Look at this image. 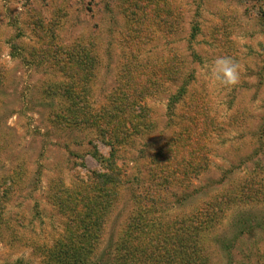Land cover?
Masks as SVG:
<instances>
[{
    "label": "rangeland",
    "instance_id": "rangeland-1",
    "mask_svg": "<svg viewBox=\"0 0 264 264\" xmlns=\"http://www.w3.org/2000/svg\"><path fill=\"white\" fill-rule=\"evenodd\" d=\"M218 56L239 62L236 85L210 77ZM141 93L151 130L119 150L127 182L94 259L120 238L153 172L172 181L149 217L222 207L195 264H264V0H0V264H44L47 248L82 227L77 192L100 218L92 188L110 154L100 111ZM179 139L180 155L199 146L203 166L160 172L153 157L168 150L175 163ZM180 243L142 264H186L193 248L166 255Z\"/></svg>",
    "mask_w": 264,
    "mask_h": 264
},
{
    "label": "trees",
    "instance_id": "trees-1",
    "mask_svg": "<svg viewBox=\"0 0 264 264\" xmlns=\"http://www.w3.org/2000/svg\"><path fill=\"white\" fill-rule=\"evenodd\" d=\"M185 93L186 89L182 87L172 97L171 100L174 99L175 106L182 100ZM143 94H138L131 100L124 95L123 98H118L120 105L117 104V100V103L116 101L113 103L114 107L111 110L105 111L103 108L100 111V134L107 137V140L103 139V142L110 145L109 157L103 158L99 155V159L106 169V172L100 174V183H97L100 191L95 187L92 188L93 196L96 199L100 198V218H98L99 210L91 213L95 208L94 203L91 202L93 199L90 198L89 202H86L85 195L77 192L78 200H74V202L81 212L85 211L83 216L85 223L83 222L80 229L71 227L70 230L69 227L66 234L61 235L53 246L47 248L48 257L44 264H142L152 263L153 261L158 263L159 261L162 262V259H158L155 254L159 253L160 257L161 252L166 253L167 248L173 245L174 238L181 242L180 251L167 253L166 255L170 256L169 260L175 261L177 255H183L186 249L193 248L189 251L187 257L185 256L184 262L186 264L197 262L198 255L201 254L197 249L201 235L209 229L210 224L219 222L218 216L222 207L220 204L216 206L215 200H213L205 203L204 208L200 209L194 218H169L161 222L160 219L149 217L151 212L156 213V206L161 203L164 193H166L172 181L167 175H157L153 172L151 183L142 190V194L139 193L135 197L136 211L126 222L120 238L117 241H111L110 244H112H109L110 246L100 253L97 257L98 260L97 258L94 259L95 248L101 243L102 239L104 217L112 207L113 200L117 199L127 182L126 171L117 162L119 150L127 140L130 139L129 141H131L133 135L145 134L151 130L150 118H146L145 115L141 114L142 111L145 112L148 109L146 105H140V102H143L146 98ZM179 142H181V139L174 146V152L178 158L180 151L177 148L180 145L177 143ZM198 147V145L196 147H190L188 144L184 145L181 151L184 155H180L183 159L175 158V163L172 156H168V150H160L159 154L153 157L152 165L158 166L160 172L169 167H177L184 171L198 170L203 166L199 159L196 160L195 154ZM184 148L186 150L190 149L189 155ZM182 178H187V176ZM86 189L89 190L90 187ZM224 202H226V199L222 201V203ZM99 220L100 241L99 237H96L99 234L95 228ZM69 226H72L71 221Z\"/></svg>",
    "mask_w": 264,
    "mask_h": 264
},
{
    "label": "clouds",
    "instance_id": "clouds-1",
    "mask_svg": "<svg viewBox=\"0 0 264 264\" xmlns=\"http://www.w3.org/2000/svg\"><path fill=\"white\" fill-rule=\"evenodd\" d=\"M209 75L220 85H236L240 80V64L233 57L218 56L212 61Z\"/></svg>",
    "mask_w": 264,
    "mask_h": 264
}]
</instances>
